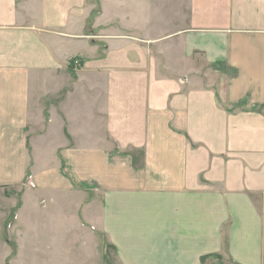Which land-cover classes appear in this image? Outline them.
Listing matches in <instances>:
<instances>
[{"label": "crops", "instance_id": "0c3cea01", "mask_svg": "<svg viewBox=\"0 0 264 264\" xmlns=\"http://www.w3.org/2000/svg\"><path fill=\"white\" fill-rule=\"evenodd\" d=\"M19 185L45 203L0 264H102V235L107 264H264V0H0Z\"/></svg>", "mask_w": 264, "mask_h": 264}, {"label": "rangeland", "instance_id": "374dc122", "mask_svg": "<svg viewBox=\"0 0 264 264\" xmlns=\"http://www.w3.org/2000/svg\"><path fill=\"white\" fill-rule=\"evenodd\" d=\"M76 61L78 60H75L73 62V65ZM74 69H77V68L74 67ZM213 69L215 73H221V74L225 73V74H228L229 76L237 73V71L230 69L225 62L213 64ZM73 73L75 74L76 70H74ZM223 90H224V87H223ZM26 182L27 184L30 183V179L26 180ZM4 190L5 192L3 191L0 192V250L2 251L4 250L5 252L16 253L18 250V244L16 243L17 241L16 234L13 233L15 231L13 228V225L17 219L19 209L22 207V205L26 204L27 202L29 203L32 202L31 204L36 203V205L40 204V206H44V203H45L44 195H40V194L38 195L37 193L34 194L28 191L26 185L9 186V187H6ZM73 192L75 193V190ZM3 195H5L7 198H5ZM93 199L91 198L90 201H92ZM69 201L71 203H74L73 198H69ZM65 206H67L65 209H68L71 207L68 202H66ZM43 209L44 207L40 211L32 210V213H28L27 211H25L24 216L28 218L30 216L29 214H31L32 218H35L36 220H39V221H44L46 218L45 217L46 212H44ZM69 231L71 233H75V235L77 234L75 228L71 227ZM40 246L43 247V245H40ZM56 247H59V245H56ZM77 247H78L77 244H70V248H74V251L76 250ZM99 247L103 255L105 256L104 261H102L101 263L102 264L109 263V261L111 260L110 259L111 253H113L112 251L113 247L109 243L107 237H104L103 235L101 236ZM42 250L44 251V247L42 248ZM7 262L8 263L10 262L11 264V259H8ZM89 262L91 263L92 260Z\"/></svg>", "mask_w": 264, "mask_h": 264}, {"label": "trees", "instance_id": "16d2710c", "mask_svg": "<svg viewBox=\"0 0 264 264\" xmlns=\"http://www.w3.org/2000/svg\"><path fill=\"white\" fill-rule=\"evenodd\" d=\"M213 255H215V254L204 255V256H202L201 261H202L203 263H205V261L207 260V258H209V257H211V256H213ZM215 256H218V255H215Z\"/></svg>", "mask_w": 264, "mask_h": 264}, {"label": "built area", "instance_id": "2783aa9c", "mask_svg": "<svg viewBox=\"0 0 264 264\" xmlns=\"http://www.w3.org/2000/svg\"><path fill=\"white\" fill-rule=\"evenodd\" d=\"M76 63H78V62H76Z\"/></svg>", "mask_w": 264, "mask_h": 264}]
</instances>
